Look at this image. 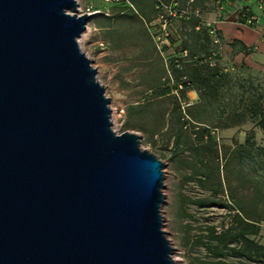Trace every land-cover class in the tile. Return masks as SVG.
<instances>
[{
	"label": "water",
	"instance_id": "water-1",
	"mask_svg": "<svg viewBox=\"0 0 264 264\" xmlns=\"http://www.w3.org/2000/svg\"><path fill=\"white\" fill-rule=\"evenodd\" d=\"M77 8L0 0V264H174L165 165L112 130Z\"/></svg>",
	"mask_w": 264,
	"mask_h": 264
},
{
	"label": "rangeland",
	"instance_id": "rangeland-1",
	"mask_svg": "<svg viewBox=\"0 0 264 264\" xmlns=\"http://www.w3.org/2000/svg\"><path fill=\"white\" fill-rule=\"evenodd\" d=\"M78 2L82 11L89 7L100 12L88 22L78 46L93 62L96 80L110 101L112 130L116 134L131 132L137 135L139 147L165 165L162 230L172 248L174 264H253L241 257L215 258L208 248L216 244L210 229L214 228L216 234H220L230 226L231 215L235 213L226 208L229 205L228 188L235 192L244 210L252 214L264 213V141L254 131L257 130L256 121L248 113L252 106L263 108L262 79L233 63L226 40L218 32L219 40L212 47L211 62L225 79L220 101L206 108L204 118L216 126L218 122L225 123L221 121V113L225 117L229 113L236 116L248 111V120L232 128H210V134L220 146L219 173H216L214 163L202 167L194 151L174 145L172 136L178 112L187 115L197 111L185 98V91L190 89L177 92L175 83H164L170 93L159 97V89L148 91L144 85L154 77L160 64L165 66V77H168L166 65L180 55L182 44L178 41L170 42L167 47L158 45L165 40V33L170 35L173 30L178 33L182 30L184 24L176 10H183L186 3L183 0ZM194 2L201 21L211 22L215 18L214 0ZM138 7L149 20L148 28L135 14ZM263 10L264 0H230L228 11L232 18L228 24L253 27L263 16ZM182 14L187 16L188 11ZM247 20L253 24H248ZM147 102L148 108L141 109ZM251 132L252 147L246 148L244 140ZM257 230L250 239L264 247V221L259 223Z\"/></svg>",
	"mask_w": 264,
	"mask_h": 264
},
{
	"label": "trees",
	"instance_id": "trees-1",
	"mask_svg": "<svg viewBox=\"0 0 264 264\" xmlns=\"http://www.w3.org/2000/svg\"><path fill=\"white\" fill-rule=\"evenodd\" d=\"M183 1L186 3V7L183 10L177 9L176 11L184 24L182 30H179L180 43L182 44L180 52L186 51L187 58L178 56L176 59L170 60L166 65L168 67L166 72H169L168 77H165V66L160 64L154 73V77L144 85L148 91L155 88L159 89V97L170 93V88L163 86L164 83L167 85L170 82L175 83L174 89L177 92L180 89H190L197 92L198 101L194 104L197 111L188 112L187 115L178 112L176 115L175 129L172 136L174 145L175 148L185 146L194 151L197 161L202 167H205L209 162L214 163L215 171L219 173L217 160L220 146L210 134V128L222 127L227 129L239 126L248 120V111L236 114V116L229 113L225 117H223L224 113H221V121H225V123L220 124L218 122L220 125L216 124V126H212L204 118L206 108L220 101V93L225 77L220 73L216 64L211 62L214 53L212 47L215 44L208 35L207 28L201 25L195 0H192V2L190 0ZM138 9L135 14L141 17L145 28H148L149 20L145 19L146 16L141 8L138 7ZM186 11H188V15L184 16L182 13ZM162 88L166 90L163 91ZM147 108L148 102L142 104L141 109L145 110ZM248 113L250 118L256 121L255 125L259 127L264 119L261 106H252ZM190 125L191 127H189ZM188 127L189 130H187ZM251 139H253L252 132L245 137L246 148L249 145L252 147ZM228 198L229 205H226V208L235 213L231 215L230 226L222 230L220 234H216L214 228L210 229V235L216 241V244L209 246V251L215 258L224 256L241 257L253 264H264V247L250 239L251 236L256 235L259 223L264 221V213L252 214L244 210L240 199L230 188H228Z\"/></svg>",
	"mask_w": 264,
	"mask_h": 264
},
{
	"label": "crops",
	"instance_id": "crops-1",
	"mask_svg": "<svg viewBox=\"0 0 264 264\" xmlns=\"http://www.w3.org/2000/svg\"><path fill=\"white\" fill-rule=\"evenodd\" d=\"M231 16L230 12L229 21L218 25L221 38L226 40L228 54L233 58L235 65H240L248 73L262 79L264 86V15L256 21L253 27L245 28L238 24H228ZM234 45H238L236 46L238 48ZM185 98L190 104H195L198 101V94L193 90H187ZM262 110L264 112V99ZM256 128L257 130L254 131L264 141V119Z\"/></svg>",
	"mask_w": 264,
	"mask_h": 264
},
{
	"label": "built area",
	"instance_id": "built-area-1",
	"mask_svg": "<svg viewBox=\"0 0 264 264\" xmlns=\"http://www.w3.org/2000/svg\"><path fill=\"white\" fill-rule=\"evenodd\" d=\"M78 1V0H76ZM108 1V0H105ZM190 2H192V0H190ZM78 3V8H80L81 13L84 14H90L93 17L98 15L100 12L97 10H92L89 7H86L84 11H82L79 2ZM228 6H230V0H214V6H213V10L215 13V18L211 21V22H204L201 21V25L205 26L208 30V35L210 36L212 42L214 44L218 43V25L222 24L226 21H228L230 19V12L228 11ZM81 14V15H82ZM263 15H264V10H263ZM248 24H253V22H250V20L246 21ZM88 26V23L86 24V27ZM166 27V21H164V26L163 28ZM165 36V40L163 42H158V38L156 39V41L159 43L158 46H164L167 47L169 46V43L174 41V42H181V37L179 35V33L175 32L173 30V32H170L169 34H164ZM157 45V49L159 48ZM179 57L182 58H187V52L186 51H181Z\"/></svg>",
	"mask_w": 264,
	"mask_h": 264
},
{
	"label": "bare ground",
	"instance_id": "bare-ground-1",
	"mask_svg": "<svg viewBox=\"0 0 264 264\" xmlns=\"http://www.w3.org/2000/svg\"><path fill=\"white\" fill-rule=\"evenodd\" d=\"M78 2V1H77ZM71 14V13H70ZM82 13H81V10H80V8H77V10H76V15L77 16H79V15H81ZM86 29H87V27H86ZM85 29V30H86Z\"/></svg>",
	"mask_w": 264,
	"mask_h": 264
}]
</instances>
